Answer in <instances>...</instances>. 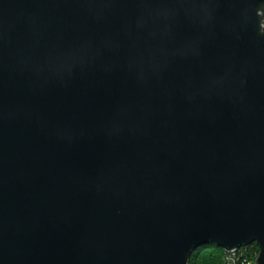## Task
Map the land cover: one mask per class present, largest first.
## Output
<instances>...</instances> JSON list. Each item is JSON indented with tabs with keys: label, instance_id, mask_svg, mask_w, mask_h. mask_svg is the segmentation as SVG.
<instances>
[{
	"label": "water",
	"instance_id": "1",
	"mask_svg": "<svg viewBox=\"0 0 264 264\" xmlns=\"http://www.w3.org/2000/svg\"><path fill=\"white\" fill-rule=\"evenodd\" d=\"M264 264V0H0V264Z\"/></svg>",
	"mask_w": 264,
	"mask_h": 264
},
{
	"label": "trees",
	"instance_id": "2",
	"mask_svg": "<svg viewBox=\"0 0 264 264\" xmlns=\"http://www.w3.org/2000/svg\"><path fill=\"white\" fill-rule=\"evenodd\" d=\"M224 254L225 249L214 241H203L192 251L190 264H222Z\"/></svg>",
	"mask_w": 264,
	"mask_h": 264
},
{
	"label": "built area",
	"instance_id": "3",
	"mask_svg": "<svg viewBox=\"0 0 264 264\" xmlns=\"http://www.w3.org/2000/svg\"><path fill=\"white\" fill-rule=\"evenodd\" d=\"M256 243L225 250L222 264H256L260 249Z\"/></svg>",
	"mask_w": 264,
	"mask_h": 264
}]
</instances>
